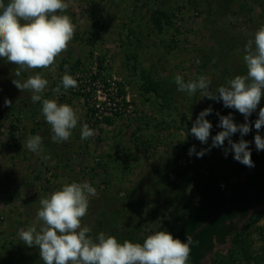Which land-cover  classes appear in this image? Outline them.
<instances>
[{
	"label": "rangeland",
	"instance_id": "rangeland-1",
	"mask_svg": "<svg viewBox=\"0 0 264 264\" xmlns=\"http://www.w3.org/2000/svg\"><path fill=\"white\" fill-rule=\"evenodd\" d=\"M65 2L69 7L60 14L71 18L75 32L67 50L56 58L55 72L26 69L17 77L19 66L0 57V264H44L39 250L23 244L18 233L32 225L40 198L64 183L88 182L96 189L82 218V226L91 229L93 238L103 232L120 243L143 242L172 220L183 198L198 205L197 194L190 186L180 180L167 185L162 174L170 165L175 146L189 143L181 128L191 126L208 107L213 109V117L210 114L205 118L213 125V136L221 130L215 124L217 112L227 110L235 123L245 122L242 114L225 108L222 102L201 98L199 90L191 96L178 91L174 81L176 75L185 82L204 75L211 80L214 92L234 78L236 67L244 63V45L264 26V0ZM155 10L171 14L172 26L157 31L150 21ZM96 24L100 29L92 41ZM77 61L78 69L70 74L73 78L89 71L118 80L131 112L112 118L111 125L91 124L83 97L73 91L77 87L50 93L52 82L69 73L68 68L62 69L63 62ZM142 72L149 82L160 84L157 95L143 91ZM37 73L49 81L42 97L70 105L79 116L69 141H52L41 102L33 103L30 91L21 92L11 82ZM5 99L11 101V107L5 106ZM85 123L94 135L81 140L80 127ZM35 135L42 138V144L41 150L33 153L24 145L29 136ZM240 138L239 133L232 136L234 142ZM243 139L249 142L254 167L258 165V152L263 155L264 168V151H257L249 138ZM194 145L199 152L211 145V138L207 144L196 139ZM190 160L206 173L211 164L221 178L229 177L231 184L253 169L232 176L243 165L233 159L232 153L225 157L222 148H211L202 157L193 154ZM235 228L244 235L250 254L264 264V203L251 206L245 219L235 220ZM233 247L231 237L222 245L215 243L201 264L222 261ZM241 251L242 246L234 247L232 264H245L236 257Z\"/></svg>",
	"mask_w": 264,
	"mask_h": 264
},
{
	"label": "clouds",
	"instance_id": "clouds-1",
	"mask_svg": "<svg viewBox=\"0 0 264 264\" xmlns=\"http://www.w3.org/2000/svg\"><path fill=\"white\" fill-rule=\"evenodd\" d=\"M69 4L65 0H0V57L9 64L18 65L15 76L20 77L24 70L50 69L56 71V58L67 50L75 32V25L66 12ZM243 61L245 75H236L213 92L211 80L204 75L185 82L181 75L175 76L177 90L189 96L198 90L201 98L222 102L225 108L238 111L244 123L237 124L229 113L216 115L221 130L211 135L213 125L205 117L212 114L211 107L203 109L192 122L190 134L201 144L211 145L196 151L195 145L189 148L188 155L202 157L211 148H222L224 156L232 153L233 159L252 168L249 142L243 139L252 127L257 131L254 144L257 151H264V137L259 131L264 127V107H260L258 118L250 126L249 116L257 110L264 97V26L256 30L244 45ZM199 63V60H197ZM65 65V69H67ZM15 88L30 91L33 103L41 102V113L50 125L55 143L69 141L77 128L79 116L68 104H60L55 99H44L42 93L49 81L41 74L29 75L26 79H13ZM78 87L77 80L71 75L62 76L60 84L52 91L60 93ZM5 106L11 101L5 99ZM240 134L238 141L232 136ZM94 135L85 123L80 127V139L87 140ZM227 141V146H225ZM42 138L29 136L25 147L35 153L41 150ZM96 189L88 182L64 183L59 189L39 200L35 220L18 233L19 239L28 247L39 251L44 264H187L190 255L191 238L185 241L174 238L167 231H157L148 235L143 243L128 240L123 243L105 233L93 238L91 229L82 226V218L89 208V197Z\"/></svg>",
	"mask_w": 264,
	"mask_h": 264
},
{
	"label": "trees",
	"instance_id": "trees-1",
	"mask_svg": "<svg viewBox=\"0 0 264 264\" xmlns=\"http://www.w3.org/2000/svg\"><path fill=\"white\" fill-rule=\"evenodd\" d=\"M150 21L152 26L159 32L162 31L164 26H172L171 14L163 10H155ZM98 22L99 19L96 20V23ZM99 29L98 24H96L91 34L92 41H95ZM174 41L175 40H172L175 44ZM217 53L218 56L222 54L219 50ZM63 65L62 69L65 65L68 66V74L70 75L78 69L79 62L77 61L74 64L63 62ZM246 71V65L241 63L240 66L236 67L234 77L236 75H245ZM61 78L52 82L50 93H54L52 89L60 84ZM141 78L144 82L142 86L143 91L157 95L160 89V84L149 82L145 78V73L143 72ZM61 89L63 88L61 87ZM120 93L121 95H125L123 89L120 90ZM260 107H264V97H262L257 110L248 118L251 124H254V121L258 118L257 114ZM220 115L226 116L228 115V111L226 110L225 113H220ZM231 115L233 117V114ZM211 116L213 117L212 114ZM214 118L215 124L218 125L219 117L216 115ZM112 121V118L109 117L103 119V123L106 125H111ZM172 125L177 127L175 122H172ZM165 127L167 128L168 125L165 124ZM190 128L191 126L189 125L181 128L187 135L189 143L186 144V146H175V152L170 161V165L163 170L162 174L164 176V183L167 185H172L175 180H180L182 184L190 186L197 194L198 205L183 198L179 212L173 216L171 221L166 222L165 227H162L159 231H167L172 234L174 238L185 241L186 237H189L208 219L220 214L217 219L211 222L191 240L190 255L187 264H201L202 260L208 254L212 253L215 243L222 245L229 237H231L234 247L242 246V251L239 253V257L236 256L237 258L241 261H245V264H259V260L250 254L249 248L246 246L244 235L235 231V220H237L238 217L241 220L245 219L248 216V211L251 206L264 203V168L261 166L263 155L260 156L258 152L255 154V159L258 165L253 167L254 170L252 173L247 174L245 181H238L230 184V178L227 176L221 178L219 174L215 172L211 164L206 173L199 168L197 163L190 160L188 150L196 142V139L190 134ZM256 134V129L252 127L251 131L243 137L249 138L251 142H254V136ZM259 134L264 137V127L260 129ZM248 168L249 167L243 165L242 168L234 170L232 176H239L241 172ZM256 189L262 191L259 193L252 192L247 198L239 200L246 196L248 192ZM235 201H237L235 204L222 212L227 205L234 203ZM255 217L258 218V216ZM251 219L254 220V216ZM137 243L143 242L138 241ZM234 247L229 251L228 256L223 257L224 261H214L212 264H232L233 255L236 254V252H234Z\"/></svg>",
	"mask_w": 264,
	"mask_h": 264
},
{
	"label": "built area",
	"instance_id": "built-area-1",
	"mask_svg": "<svg viewBox=\"0 0 264 264\" xmlns=\"http://www.w3.org/2000/svg\"><path fill=\"white\" fill-rule=\"evenodd\" d=\"M77 90L90 110L91 124L103 122L106 117L114 118L130 113L131 106L125 95H121L118 80L102 78L97 72L86 71L74 77Z\"/></svg>",
	"mask_w": 264,
	"mask_h": 264
},
{
	"label": "water",
	"instance_id": "water-1",
	"mask_svg": "<svg viewBox=\"0 0 264 264\" xmlns=\"http://www.w3.org/2000/svg\"><path fill=\"white\" fill-rule=\"evenodd\" d=\"M251 172H253V169L251 170ZM250 172V173H251ZM240 181H245V178H246V174L243 173L240 175ZM239 181V180H238ZM231 184V182H230ZM262 190L260 189H256V190H253V191H250L247 193L246 196H244L243 198L239 199V200H243L245 198H247L252 192H256V193H259L261 192ZM237 201H235L234 203H231L229 205H227L223 210L222 212H224L228 207L232 206L233 204H235ZM221 212V213H222ZM220 216V214L218 215H215V216H212L210 219H208L205 223H203L199 228H197L189 237L191 238V240L200 232L202 231L204 228H206L211 222H213L215 219H217L218 217Z\"/></svg>",
	"mask_w": 264,
	"mask_h": 264
},
{
	"label": "flooded vegetation",
	"instance_id": "flooded-vegetation-1",
	"mask_svg": "<svg viewBox=\"0 0 264 264\" xmlns=\"http://www.w3.org/2000/svg\"><path fill=\"white\" fill-rule=\"evenodd\" d=\"M247 176V175H246ZM238 219H240L239 217H238Z\"/></svg>",
	"mask_w": 264,
	"mask_h": 264
}]
</instances>
